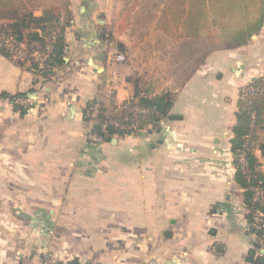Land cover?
<instances>
[{"label":"crops","instance_id":"0c3cea01","mask_svg":"<svg viewBox=\"0 0 264 264\" xmlns=\"http://www.w3.org/2000/svg\"><path fill=\"white\" fill-rule=\"evenodd\" d=\"M68 3L61 62L44 69L49 73L0 48V264H264V240L249 229L232 145L239 89L264 77V64L257 73L248 68L256 36L244 49L202 50L173 91L171 79H157L168 66L160 57L158 84L148 88L127 58L111 59L124 53L117 46L127 37L114 24L128 4ZM31 12L41 16L43 7ZM11 22L0 16V24ZM137 84L147 98L165 94L167 114L145 122V133L89 144V104L111 93L122 101ZM20 94L31 104H14ZM254 156L263 171L257 145Z\"/></svg>","mask_w":264,"mask_h":264},{"label":"trees","instance_id":"16d2710c","mask_svg":"<svg viewBox=\"0 0 264 264\" xmlns=\"http://www.w3.org/2000/svg\"><path fill=\"white\" fill-rule=\"evenodd\" d=\"M26 1L29 2L30 6L20 9L17 7L18 4L15 0H0V16L11 17L13 19L11 23L0 24V33L23 41V30L28 29L29 33L26 35V40L24 39L27 47L29 49L42 50L46 44V39L55 29L60 25H66L70 22L71 12L68 7L69 3L68 0ZM138 3L140 9H143L145 16L149 18H147L148 21H156L160 31L165 34H175L179 38L193 39V41L213 38L216 30L221 32L227 29V26L225 27L226 22H229V26H233V21L239 16L242 19L257 17V23L243 31V42H226L231 38L225 36L224 48H230L231 44L232 47L233 45L236 47L245 43L252 33L258 31L264 13V0H139ZM40 6L43 7V14L41 16L32 15L31 10ZM236 25L238 26V24ZM62 38L58 37L53 44L52 57L56 64L61 62ZM123 46L122 43H118L117 47L122 50ZM0 48L6 56L11 58V55L3 45L0 44ZM27 66L30 67L31 65ZM32 67L35 68L34 65ZM247 83L258 86L259 92L248 98L252 100L251 103H248L247 99H242L239 93L237 122L233 129L234 137L232 145L234 152L233 162L235 163L245 136L251 133L246 155V166L249 172L242 173L239 169L235 171V180L244 188L245 203L248 209L247 219L250 221V187L259 182V185L264 190V170L261 171L260 165L254 156L256 145L264 156V142L258 144V133L260 131L264 133V77H257ZM138 87L137 84L135 94L132 95L137 103L154 107L159 113L167 114L170 101L164 96L165 94L160 97L147 98L141 94ZM17 96L21 97L22 94ZM250 109L255 111V122L252 131L249 130ZM157 120L153 116L142 118L140 119V125L144 127L145 122L154 123ZM114 132L111 131L113 133L112 136L116 135ZM252 231L257 233L259 239L264 240V235L261 232ZM72 261L78 262L76 260Z\"/></svg>","mask_w":264,"mask_h":264},{"label":"rangeland","instance_id":"374dc122","mask_svg":"<svg viewBox=\"0 0 264 264\" xmlns=\"http://www.w3.org/2000/svg\"><path fill=\"white\" fill-rule=\"evenodd\" d=\"M120 1L123 2L122 4H128V6L124 5L120 8L119 16L114 24L115 33H118L119 37H127L125 44H123V54L130 61V64L136 67L137 74L135 75L138 77L137 79L140 83L143 82L144 85H148V88H153L154 84H158V81L154 79V71H157V65L159 62L161 63L160 57L168 66L166 70H162V75H158L157 79L160 80V84L171 79L170 89L172 91L179 89L183 86L185 78L194 69L197 61L201 59L202 50L211 52L224 48L225 36L231 38L226 42H243V31L257 23V17L242 19L239 16L233 21V26H229V22H226L225 27L227 26V29L221 32L216 30L213 38L190 40L186 43L184 39L175 41V39H170L160 33L162 31L158 29L157 22L148 21L149 18L145 16L143 9L138 6V0H125L128 1L127 3L123 0ZM254 35L256 36L253 38L255 45L250 48L253 59L248 62V68L251 72L255 71L257 73L258 70H261V65L264 64V13L258 31L252 33L245 43L236 47L234 45L232 47L231 44L230 48L244 49V45L247 42L250 43L249 41ZM191 49L194 51L193 55L190 52L184 53V51H191ZM118 138L121 139L122 136L118 135Z\"/></svg>","mask_w":264,"mask_h":264},{"label":"built area","instance_id":"2783aa9c","mask_svg":"<svg viewBox=\"0 0 264 264\" xmlns=\"http://www.w3.org/2000/svg\"><path fill=\"white\" fill-rule=\"evenodd\" d=\"M64 25L58 26L55 31L46 39L44 49H29L25 41L17 40L11 36L0 33V44L3 45L11 58L23 65H34L38 70H44L55 64L53 59V44L58 37H63ZM111 59L118 63L126 61V57L121 52H116ZM259 92V87L250 83H245L239 89L240 97L248 99ZM14 104L26 107L31 104L28 97H17ZM153 116L157 119L163 117L154 107L144 106L135 101L133 96H129L122 101H117L111 93L106 100L93 101L85 110V117L88 127L85 130L84 138L89 144L99 145L108 140L113 133L118 136H137L144 132L140 125V119ZM249 130L252 131L255 122V111L249 110ZM145 133V132H144ZM116 135L112 137L117 138ZM251 133L245 136L241 149L238 151L236 162H233L234 169H239L242 173H248L246 166V155L249 147ZM111 137V138H112ZM250 213L249 229L261 232L264 235V190L259 182L250 187ZM44 264H81L75 261L57 262L48 258L43 260Z\"/></svg>","mask_w":264,"mask_h":264},{"label":"water","instance_id":"95a60500","mask_svg":"<svg viewBox=\"0 0 264 264\" xmlns=\"http://www.w3.org/2000/svg\"><path fill=\"white\" fill-rule=\"evenodd\" d=\"M49 72H50L49 70H43V71H42L43 74H47V73H49Z\"/></svg>","mask_w":264,"mask_h":264}]
</instances>
